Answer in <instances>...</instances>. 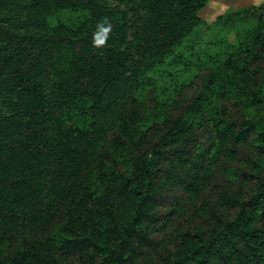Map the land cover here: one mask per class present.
Wrapping results in <instances>:
<instances>
[{
  "label": "trees",
  "instance_id": "16d2710c",
  "mask_svg": "<svg viewBox=\"0 0 264 264\" xmlns=\"http://www.w3.org/2000/svg\"><path fill=\"white\" fill-rule=\"evenodd\" d=\"M207 1L0 0V264H264V1L188 96L139 95Z\"/></svg>",
  "mask_w": 264,
  "mask_h": 264
},
{
  "label": "rangeland",
  "instance_id": "374dc122",
  "mask_svg": "<svg viewBox=\"0 0 264 264\" xmlns=\"http://www.w3.org/2000/svg\"><path fill=\"white\" fill-rule=\"evenodd\" d=\"M260 1L264 0H208L199 10L202 21L182 36L181 40L163 57L162 64L149 72L153 82L151 81L150 85L141 86L139 95L143 96L146 93L148 96L155 92L160 99H167L166 102L171 99L177 101L188 96L190 88L203 71L204 65L211 62L213 58L222 59L227 52L234 49L238 37L250 28V19L237 20L229 24L220 20L217 14L228 7L257 4ZM14 6L15 4L12 3L7 8L0 7V9L10 10ZM262 16L264 18V10ZM215 61L217 62L216 59ZM122 106L123 104H120L115 107L109 119L110 122L120 118L119 109H122ZM211 167L202 178V183L207 181L203 184V191L208 188V182L217 171L215 165ZM171 242V236L165 233L158 243L145 253V256L157 250L167 249Z\"/></svg>",
  "mask_w": 264,
  "mask_h": 264
},
{
  "label": "clouds",
  "instance_id": "9594fccd",
  "mask_svg": "<svg viewBox=\"0 0 264 264\" xmlns=\"http://www.w3.org/2000/svg\"><path fill=\"white\" fill-rule=\"evenodd\" d=\"M98 32L94 34L93 43L95 46H102L111 31V24L108 22L107 18H104L102 22L97 24ZM99 37V38H97Z\"/></svg>",
  "mask_w": 264,
  "mask_h": 264
}]
</instances>
